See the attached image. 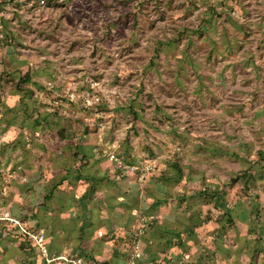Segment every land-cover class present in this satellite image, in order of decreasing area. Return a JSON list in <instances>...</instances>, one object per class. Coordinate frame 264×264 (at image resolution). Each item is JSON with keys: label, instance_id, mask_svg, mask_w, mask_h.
<instances>
[{"label": "rangeland", "instance_id": "374dc122", "mask_svg": "<svg viewBox=\"0 0 264 264\" xmlns=\"http://www.w3.org/2000/svg\"><path fill=\"white\" fill-rule=\"evenodd\" d=\"M260 151L264 0H0V264H129L132 236L159 264H264ZM160 226L193 235L163 252Z\"/></svg>", "mask_w": 264, "mask_h": 264}, {"label": "trees", "instance_id": "16d2710c", "mask_svg": "<svg viewBox=\"0 0 264 264\" xmlns=\"http://www.w3.org/2000/svg\"><path fill=\"white\" fill-rule=\"evenodd\" d=\"M29 80V75L27 74L26 77L22 80ZM60 135L63 136V130L61 129L60 131ZM76 157H81V159H83L84 161H89L92 157L88 156L87 154L83 153V151L80 152H76L75 153ZM237 156V155H236ZM259 157L261 160H264V152L260 151L259 152ZM240 158V157H238ZM134 163L132 161H130V163L128 165H133ZM264 165V164H263ZM173 168L177 171V173L175 174L174 178H177L179 181L183 180V171L182 169L177 165L174 164ZM154 170V169H152ZM70 179H75L76 181L83 183L85 181H89V180H94V176H85L83 175L81 172H79L78 170L74 171V173L72 171H67L65 172V175L62 177V179L58 182L59 185H61L65 180H70ZM240 179H244L245 182H249V179H247V176L245 174L241 175V176H237L235 178L231 179V183L232 184H236ZM51 193L46 196V199L50 198ZM87 194L83 195V197H81V199H79V202L83 204V207L87 208ZM211 200L213 201L214 207L219 209L220 211H222L224 213V216H226L227 222L228 223H232L233 222V217H232V209L229 207L228 203L221 197V195L219 194L218 191H213L212 193L209 194ZM204 201H206L205 198H203ZM161 203V201H159V204ZM158 204V203H157ZM247 218V215H243L242 219L245 221ZM85 221L88 222V217L84 218ZM85 224H87L86 222H84ZM12 224V223H11ZM13 230H18L19 231V226L17 225H11ZM84 226V225H83ZM153 226V220L149 221L146 223L145 228L143 229L144 231ZM197 226V225H196ZM40 227V225H39ZM134 226H131V229H133ZM21 229L23 231H28L31 232L32 234H37L39 232V228L33 230V228H30L29 230H25L23 226H21ZM161 229V237L164 239V247L162 249L163 252H168V251H172L175 252L177 250H181L183 249V245L186 241V239L189 237V235H193V231L192 229L184 232L181 231H177V230H173V229H169L167 227H163L160 226L157 228ZM22 231V232H23ZM186 235V237H185ZM20 238H22L23 243L22 246H27L29 242H31L30 237L26 234V233H20ZM130 245H134V243H138L140 245L141 251H142V256L137 260V264H159L158 261V256L156 255L157 253L152 254L150 248L147 246H145L141 240L139 239V237H134L132 236L131 240L129 241ZM23 246V247H24ZM50 249V248H49ZM38 256L39 254V250L37 251ZM50 254L51 255H55L56 253L51 252L50 250ZM58 254V252H57ZM86 256V255H85ZM129 259V257H128ZM171 260V257H168L165 255L164 257V264H167L169 261ZM41 264H45L44 261H42ZM103 264H109L107 262H104Z\"/></svg>", "mask_w": 264, "mask_h": 264}, {"label": "built area", "instance_id": "2783aa9c", "mask_svg": "<svg viewBox=\"0 0 264 264\" xmlns=\"http://www.w3.org/2000/svg\"><path fill=\"white\" fill-rule=\"evenodd\" d=\"M110 157H111V160L115 161L119 165L120 168H123L132 174H137L140 181H143V179L145 178L147 173L151 169H153V167H149V166L148 167H145V166L138 167L137 165L124 164L117 157H115L113 155H110ZM152 219H153V216H151L149 218H145V217L140 218L139 221L141 223L139 224L138 231L142 233L143 229L145 228L146 223L151 221ZM24 233H26L30 237V239L32 238L36 242V244L41 249L42 255L43 254L45 255L46 253H48V249L44 245V235L42 232H38L37 234H32L31 232L24 231ZM141 256H142V251L139 248V244L136 243L134 250H133L132 254L130 255L128 263L129 264H137V260ZM53 262L54 263L56 262V264H84V261H82V259H80V258L73 259V258H68L66 256H58L55 258L46 259V264H53Z\"/></svg>", "mask_w": 264, "mask_h": 264}]
</instances>
